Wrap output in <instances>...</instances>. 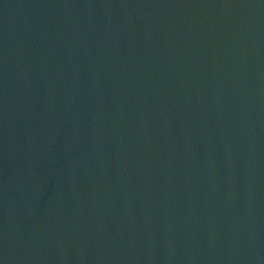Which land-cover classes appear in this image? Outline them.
Listing matches in <instances>:
<instances>
[{"label": "water", "instance_id": "water-1", "mask_svg": "<svg viewBox=\"0 0 264 264\" xmlns=\"http://www.w3.org/2000/svg\"><path fill=\"white\" fill-rule=\"evenodd\" d=\"M0 264H264V0H0Z\"/></svg>", "mask_w": 264, "mask_h": 264}]
</instances>
